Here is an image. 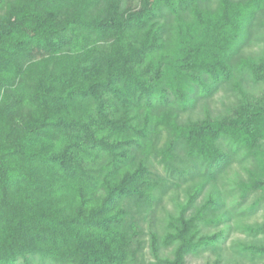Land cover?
Returning <instances> with one entry per match:
<instances>
[{
	"label": "trees",
	"instance_id": "1",
	"mask_svg": "<svg viewBox=\"0 0 264 264\" xmlns=\"http://www.w3.org/2000/svg\"><path fill=\"white\" fill-rule=\"evenodd\" d=\"M255 40L264 0H0V264H133L146 234L175 247L156 264L215 248L225 230L202 223L257 208H227L215 185L235 163L250 171L264 103L183 116L264 79Z\"/></svg>",
	"mask_w": 264,
	"mask_h": 264
},
{
	"label": "rangeland",
	"instance_id": "2",
	"mask_svg": "<svg viewBox=\"0 0 264 264\" xmlns=\"http://www.w3.org/2000/svg\"><path fill=\"white\" fill-rule=\"evenodd\" d=\"M191 19L187 18L185 20L190 21ZM246 54L249 55L252 61L264 59V40L253 41ZM245 100L260 104L264 103V79H255L249 75L242 91H217L206 100L207 102L203 101L199 105L193 116L188 118L189 114H186L183 116V120L188 121L190 118L201 120L206 117L219 120L233 117L237 108ZM260 143L258 154L253 155L248 164L250 171L245 170L241 165L233 164L224 175L225 184L223 182L216 185L214 183L208 184L206 191L195 203V205L201 204L207 197L208 191L215 185L223 191L227 208H232L233 204L239 202L240 208H251L252 205L257 206V208L251 214L239 220L232 216L228 222L220 225L205 226L202 223V233L212 234L221 229L225 230V233L215 248L213 247L196 255H188L186 258L187 264H264V256L252 255L251 251L246 252L241 249L243 246L264 245V137L260 139ZM259 151H262L261 154ZM260 179L263 181L261 185L247 186V190H243V182L247 181L250 185L253 181ZM230 190L232 192L227 194L226 192ZM246 192V198L243 199L242 196ZM175 195H171L166 202L167 207L163 215L166 221L169 220L170 215H177L176 207H178L180 199ZM144 226L145 229L148 227L147 222ZM246 226H250L254 230L259 228V230L258 232L249 231ZM143 238L146 239V242L143 244L142 252L137 253L135 259L132 260L133 264H156L160 258H173L174 246H160L158 251H153L149 245V236L146 234Z\"/></svg>",
	"mask_w": 264,
	"mask_h": 264
}]
</instances>
